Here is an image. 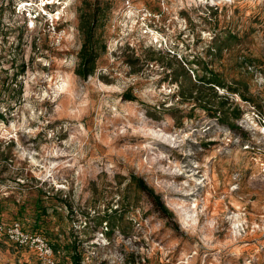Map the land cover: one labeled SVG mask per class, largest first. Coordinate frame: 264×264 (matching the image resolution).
<instances>
[{"label": "rangeland", "instance_id": "rangeland-1", "mask_svg": "<svg viewBox=\"0 0 264 264\" xmlns=\"http://www.w3.org/2000/svg\"><path fill=\"white\" fill-rule=\"evenodd\" d=\"M81 1L0 0V220L31 231L40 202L54 264H73L72 242L81 264H264V0H97L105 50L86 79ZM229 30L239 40L206 56ZM167 49L239 80L251 101L216 89L243 111L235 128L181 101L150 60ZM0 264L43 263L4 234Z\"/></svg>", "mask_w": 264, "mask_h": 264}, {"label": "trees", "instance_id": "trees-1", "mask_svg": "<svg viewBox=\"0 0 264 264\" xmlns=\"http://www.w3.org/2000/svg\"><path fill=\"white\" fill-rule=\"evenodd\" d=\"M78 10V30L82 35V43L79 51L77 52V66L75 69V74L82 79H86L87 76L92 75L95 72L96 60L100 55V52L105 50V46L99 38V33L97 30L101 25V21L104 15V9L102 5L95 0L94 2H87L85 0L81 1ZM224 36L215 34L210 44L205 50V55L220 56L224 50L229 49L231 41L234 39L239 40L238 36L232 34L229 30L227 33H223ZM222 34V35H223ZM169 53L163 55L161 51L151 52V54L157 56L152 57L150 60H159L162 66L169 69L168 76L171 80L178 85L177 95L181 97V101H195L200 108L208 110L212 117L217 121L225 123L231 128H235L234 124L230 123L228 118L236 119L242 114V110L239 104L234 103L230 99L229 94L218 95L216 89H224L228 93H236L243 100L251 101L252 99L245 96L242 92L243 87L239 80H233L231 82L226 81L220 72L215 70L211 63L204 62L200 56H193L191 60L185 58V60L178 61L174 56L170 54V50L167 49ZM171 55V56H170ZM163 59L167 60L165 64ZM181 59V58H180ZM243 59L241 67L245 64L247 67L253 65V61ZM172 61H175V66H172ZM23 69V68H22ZM194 81H193V79ZM1 94V91H0ZM129 100H133V96L126 94ZM212 99L215 103L211 102ZM135 180L136 186L143 191H146L152 196L154 203L158 210L165 216H169L167 208L160 202L159 198L154 195L153 191L144 184L142 179L133 178ZM36 214L33 222V227L31 231L22 229L29 233L40 234L38 231H42L46 236L49 235L47 230L42 229V221L47 214V210L42 204L36 202ZM111 214L104 215V221L106 223V229L104 233L107 235L117 227V219L121 216H117L118 210H113L110 208ZM118 217V218H116ZM0 222H5L0 220ZM14 222V221H11ZM6 222V223H11ZM18 222V221H17ZM44 236V235H42ZM45 237V236H44ZM46 238V237H45ZM47 239V238H46ZM48 240V239H47ZM49 242V241H48ZM53 248L54 254L59 252L60 245L58 243L49 242ZM77 243H71L61 246L62 249H66L71 257L73 264H81V255L77 250Z\"/></svg>", "mask_w": 264, "mask_h": 264}, {"label": "built area", "instance_id": "built-area-1", "mask_svg": "<svg viewBox=\"0 0 264 264\" xmlns=\"http://www.w3.org/2000/svg\"><path fill=\"white\" fill-rule=\"evenodd\" d=\"M6 235L9 239L16 241L19 245L36 248L43 264H54V251L48 240L36 233H29L22 229L19 222H0V235Z\"/></svg>", "mask_w": 264, "mask_h": 264}]
</instances>
